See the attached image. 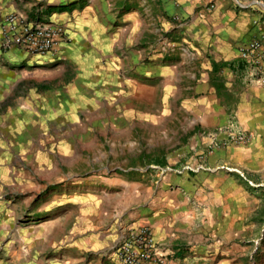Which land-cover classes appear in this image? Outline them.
<instances>
[{
	"label": "crops",
	"instance_id": "0c3cea01",
	"mask_svg": "<svg viewBox=\"0 0 264 264\" xmlns=\"http://www.w3.org/2000/svg\"><path fill=\"white\" fill-rule=\"evenodd\" d=\"M34 9L44 15L37 21L64 27L67 42L54 56L39 57L3 50L0 33L1 58L37 65L51 79L60 74L68 87L0 122V202L9 222L17 211L28 212L44 183L45 144H55L53 153L62 149L73 105H87L102 85L122 93L144 83L151 93L163 88L168 98L196 95L192 109L200 131L236 115L250 140L208 153L202 136L198 152L159 168L154 184L102 180L82 196L54 192L49 206L29 213L20 239L5 241L0 264H32L47 253L53 257L45 264H62L58 254L73 256L70 264H118L112 248L144 228L171 255L169 264H253L264 253V84L249 83L236 64L239 48L264 36V0H0V26L13 12ZM159 32L169 37L165 56L158 53ZM201 165L210 170L170 171Z\"/></svg>",
	"mask_w": 264,
	"mask_h": 264
},
{
	"label": "rangeland",
	"instance_id": "374dc122",
	"mask_svg": "<svg viewBox=\"0 0 264 264\" xmlns=\"http://www.w3.org/2000/svg\"><path fill=\"white\" fill-rule=\"evenodd\" d=\"M20 15L30 20L44 18L37 9ZM155 37L158 53L165 56L162 49L170 43L169 37L161 32ZM37 68V65L28 66L23 62L8 63L0 54V122L9 121L22 107L29 103L37 104L43 96L47 100L53 99V89L66 92V78L57 74L55 79H51L44 74L46 71ZM128 71L132 75L131 70ZM143 84L126 87L122 93L117 91V87L105 84L92 93L87 105H73V121L67 120L66 125L71 132L62 130V149L53 153L55 144H45L49 148L46 151L45 179L44 183L40 181L41 188L35 190L36 200L30 202L28 212L26 208H23V212H27L25 215L17 211L19 216L15 217V222H9L8 208L3 207L4 200L0 202V248L9 237L20 239L19 228L28 226L33 218L29 213L41 205L49 206L53 202L49 197L54 192L63 197L82 196L92 192L90 188L98 186L92 182L102 180L145 186L154 184L159 177V168L165 167L172 159H178L180 164L198 152L199 140L205 131H200L195 124L196 112L192 109V101L197 96L184 93L168 98L163 88L151 93ZM67 134L72 135L70 139ZM30 154L36 158L35 149ZM116 190L118 188L112 187L111 192ZM4 227L9 228V233L2 236ZM256 242L259 239H254L253 247L257 246ZM58 255L55 258L62 264H70L69 259L73 257ZM47 257L53 256L51 253L40 255L32 264L48 263ZM257 257L254 256L253 264H264V260L261 261L264 253Z\"/></svg>",
	"mask_w": 264,
	"mask_h": 264
},
{
	"label": "built area",
	"instance_id": "2783aa9c",
	"mask_svg": "<svg viewBox=\"0 0 264 264\" xmlns=\"http://www.w3.org/2000/svg\"><path fill=\"white\" fill-rule=\"evenodd\" d=\"M260 23L255 21V25ZM1 47L3 50L18 49L25 54L39 57L54 56L61 45L67 42L64 27L53 23L30 20L19 14L6 16L0 26ZM237 69L249 83L264 84V36L255 38L239 48ZM207 140V152L215 149L245 145L250 140L249 133L243 129L236 115L228 124L213 131L203 132ZM210 170L204 166L183 170H170L176 174L183 171L199 172ZM118 264H169L171 255L167 254L156 242L153 232L139 229L126 233L112 248Z\"/></svg>",
	"mask_w": 264,
	"mask_h": 264
}]
</instances>
